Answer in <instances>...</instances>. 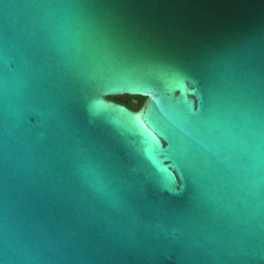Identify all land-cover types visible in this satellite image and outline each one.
Segmentation results:
<instances>
[{"label": "water", "instance_id": "95a60500", "mask_svg": "<svg viewBox=\"0 0 264 264\" xmlns=\"http://www.w3.org/2000/svg\"><path fill=\"white\" fill-rule=\"evenodd\" d=\"M0 264H264V0H0Z\"/></svg>", "mask_w": 264, "mask_h": 264}, {"label": "trees", "instance_id": "16d2710c", "mask_svg": "<svg viewBox=\"0 0 264 264\" xmlns=\"http://www.w3.org/2000/svg\"><path fill=\"white\" fill-rule=\"evenodd\" d=\"M109 99L122 103L133 110H137L141 106L144 97L123 94V95L110 96Z\"/></svg>", "mask_w": 264, "mask_h": 264}, {"label": "snow or ice", "instance_id": "6c2138e0", "mask_svg": "<svg viewBox=\"0 0 264 264\" xmlns=\"http://www.w3.org/2000/svg\"><path fill=\"white\" fill-rule=\"evenodd\" d=\"M135 119L137 120V122H138V124H139V127L146 133V135L153 141V142H155V136H153L152 134H151V132H149L148 131V128H146L145 126H144V123H143V121H140V118L139 117H135Z\"/></svg>", "mask_w": 264, "mask_h": 264}]
</instances>
